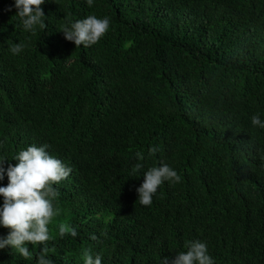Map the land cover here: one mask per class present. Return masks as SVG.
Masks as SVG:
<instances>
[{"label":"trees","instance_id":"obj_1","mask_svg":"<svg viewBox=\"0 0 264 264\" xmlns=\"http://www.w3.org/2000/svg\"><path fill=\"white\" fill-rule=\"evenodd\" d=\"M11 4L0 0V158L47 144L71 168L54 186L53 264H83L86 249L101 264H159L191 240L214 264H264V128L250 123L264 120V0H46L31 33ZM88 15L109 17L106 34L66 41L63 26ZM161 161L180 181L141 206L142 173ZM0 264L35 260L6 246Z\"/></svg>","mask_w":264,"mask_h":264},{"label":"clouds","instance_id":"obj_2","mask_svg":"<svg viewBox=\"0 0 264 264\" xmlns=\"http://www.w3.org/2000/svg\"><path fill=\"white\" fill-rule=\"evenodd\" d=\"M45 2L46 0H12L6 10L15 8V16L26 32H34L37 28L43 31L46 16L41 5ZM85 3L91 6L93 0H85ZM109 26L108 16L97 18L88 15L66 24L61 32L63 38L74 46L89 47L106 34ZM23 48L22 43H13L10 52L17 55ZM250 123L264 128V120L258 114L251 116ZM47 148V144L27 146L11 158L16 161L14 166L9 163L5 167L8 159L0 158V180L7 178L6 186H0V227L8 229L6 235L0 237V250L8 246L23 258H34L35 264H53L52 259L47 256L49 249L46 242L50 239L48 225L60 214V209L54 207L53 203L57 197L54 186L66 179L71 172V168L50 155ZM158 151V146H149L147 156L151 157ZM135 159L137 162L132 166V175L140 176L143 168L141 161L145 156L136 152ZM142 176V183L135 189L136 201L141 206L151 205L153 196L163 182L180 181L176 170L162 161L158 166L148 167ZM65 233L77 236L75 226L61 222L58 234L62 237ZM90 239L96 240L97 237L93 234ZM29 243L39 247L34 257L27 247ZM185 248L186 251L176 253L170 261L167 257H161L159 264H214L205 242L187 241ZM82 255L83 264H101L99 254L93 256L86 249Z\"/></svg>","mask_w":264,"mask_h":264}]
</instances>
